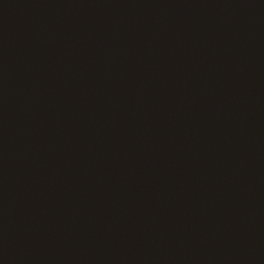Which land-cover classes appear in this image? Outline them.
I'll list each match as a JSON object with an SVG mask.
<instances>
[{"label": "water", "instance_id": "water-1", "mask_svg": "<svg viewBox=\"0 0 264 264\" xmlns=\"http://www.w3.org/2000/svg\"><path fill=\"white\" fill-rule=\"evenodd\" d=\"M0 264H264V0H0Z\"/></svg>", "mask_w": 264, "mask_h": 264}]
</instances>
